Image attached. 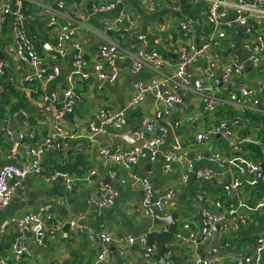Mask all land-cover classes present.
I'll use <instances>...</instances> for the list:
<instances>
[{"label": "crops", "instance_id": "crops-1", "mask_svg": "<svg viewBox=\"0 0 264 264\" xmlns=\"http://www.w3.org/2000/svg\"><path fill=\"white\" fill-rule=\"evenodd\" d=\"M57 0H27L24 2L26 10L37 11L45 4H53ZM65 7L61 10L76 17L78 14L85 16L76 30V39L82 47L83 57L89 62L83 72L88 74L87 78L76 77V96L73 98V112L58 117L57 110L51 107L49 99H41L42 91L38 82H28L22 89L21 79L29 73L30 68L17 61L14 57L11 46L4 41L0 49L5 64L6 73L0 77V167L8 164L28 163L30 158L24 151V146L19 144L16 152L13 150V142H10L5 134L8 129L12 133L35 132L33 137H25L26 143H33L40 137L46 135L54 123H60L71 133L76 131L79 136L69 142V151L66 161L61 152L51 147L45 152L43 174L55 171L54 166L66 167L75 160V155L82 154L84 166L80 168L78 174H68L73 177V187L71 191L65 189L62 177L54 181H46L44 175L28 176L24 180L23 189L17 192L11 199L8 207L0 214V222L12 215H22L28 211L40 213L41 208L48 206V215L52 216V221L60 222L63 226L66 222L73 221L78 228L71 229L65 234L63 231L56 236L45 240L44 244H38L31 232H17L7 229L0 241V257L7 264H159L157 261L148 263L143 259V250L138 244L125 245L117 243V240L125 236H136L148 234L152 231H160L164 224H155L153 217H142L136 211L141 205V192L129 184L119 185L112 181L110 184L118 190V195L114 203L108 208H98L89 198L97 196L102 187L109 183L106 169L101 165L98 147L101 146H131L122 140V130H113L106 127L105 133L97 138V143H91L87 137L86 124L92 119L95 111L101 107L121 108L129 99L132 91V84L136 80L148 82L153 80L158 74L150 68H142L138 72H133L131 60L126 58L118 64L119 76L112 83H106L96 78L93 74L94 64L102 63L97 59V49L101 43L111 41L117 42L125 51L136 53L138 50H155L163 57H169L170 63H174L176 53L170 52L167 48L166 40L169 36L181 37L177 32L178 23L186 17L201 16L204 4L201 1L189 2L179 0L178 9L171 10L167 6H161L153 12L147 11L143 0H121L114 9L105 12H93L92 4L106 3L111 0H61ZM67 11V12H66ZM127 16H131L135 22L134 29H128ZM54 21L53 26L49 22ZM117 22V30H107V26ZM15 23V22H14ZM64 17L42 15L32 21H24L20 27L25 35L32 41L36 52H41V44L45 41H53L55 32L66 28ZM234 35V46H226L217 49L219 60L226 62L234 57L242 66V75L236 78V85L247 84L253 88L258 96L259 105L257 110L264 112V91L260 88L261 74L258 67L250 64L247 60V52L240 43L245 36V29L242 26L232 25ZM200 30L196 29L192 35L182 36L183 41L193 42L199 39ZM143 35L144 41L138 40V36ZM11 49V50H10ZM47 65L58 68L55 78L48 81L43 90L44 96H49L52 91L58 94L60 90L67 86V77L73 70L74 51L69 48L64 57L49 58L42 54ZM167 68V67H166ZM164 68V70H168ZM203 63L196 62L188 70L191 80L202 77ZM91 74V75H90ZM217 74L216 79L218 78ZM215 79L216 95L218 98V110L224 115L221 118L210 114L205 118L197 119L191 123L183 122L178 126V120H184L187 116L197 115L202 111L203 100L189 93H182L181 102L175 106L168 117L160 119L156 123L154 132L159 133V125L167 129L163 137V142L158 149V156L155 162H148L141 159L135 166V170L140 175L150 178L154 195L156 198L162 196L167 190L174 189L176 198L165 204L163 216L172 212L178 213L177 227L182 222L188 221L189 227L195 237H199L198 227L200 223V211L207 209L219 211L215 207L216 201L223 204L235 202L236 199L252 205L258 199L264 198V194L255 188L245 186L240 191L229 189L230 172L227 164L219 166L209 160L210 154H221L226 157L241 155L257 161H263L256 155L253 147H261L264 138V128L259 126H249L244 118V111L227 99L223 87L218 86ZM61 99V98H59ZM157 105L152 101L151 96H146L134 109L126 111V122L130 126L129 131L143 125L151 119ZM217 110V111H218ZM226 112V113H223ZM228 119L239 120L237 132L239 137H256L260 144L243 143L242 149L238 153H233L219 136L214 135L209 140L196 143L194 135L204 130L212 122ZM257 123L264 124V119ZM175 140L180 143L179 153L191 162L194 169L207 168L218 175L210 181L196 180L189 176L187 182H181V175L185 172V162L167 160V154L171 150V145ZM96 169V175L92 176L89 183L82 179V175L89 169ZM238 213L228 214V222L233 224L238 222ZM42 218L49 224L46 213ZM50 220V221H51ZM100 230H108L114 237V241L108 244V255L106 260L98 261V255L102 249L99 242L90 240L92 233ZM264 231V210L255 212L251 220L244 226L230 232L222 234L218 232V245L212 243L208 248L201 251L202 256H211L215 249L220 250L223 257V264H235V257H245L252 254V245L258 234ZM187 235L188 232H185ZM227 243L228 245H225ZM24 248V252L19 259L14 258V248ZM121 247L124 253H120ZM190 254V247L179 246L174 256L181 255L182 251ZM249 264H254L250 262ZM261 264H264V250Z\"/></svg>", "mask_w": 264, "mask_h": 264}, {"label": "built area", "instance_id": "built-area-1", "mask_svg": "<svg viewBox=\"0 0 264 264\" xmlns=\"http://www.w3.org/2000/svg\"><path fill=\"white\" fill-rule=\"evenodd\" d=\"M27 0H0V49L7 39L11 46L14 57L18 62L30 68L28 74L22 79V89L25 83L38 82L42 91L41 99H49L51 107L57 110L58 117L73 112V98L76 96L75 87L76 77L87 78L88 74L83 72L89 64L83 57L82 47L76 39V30L80 22L85 18L83 14L73 17L71 14L63 12L61 9L65 4L61 0L55 3L45 4L39 10H26L24 2ZM121 0H111L106 3L92 4L93 12H105L114 9ZM147 11L153 12L161 6H167L171 10L178 9L179 0H143ZM189 2L201 1L204 4L202 15L186 17L177 26V32L181 37L169 36L166 40L167 48L170 52L176 53V60L170 63V58L163 57L155 50L146 51L141 48L136 53L125 51L117 42L107 41L101 43L97 49V59L102 63L94 64L93 74L97 79L112 84L119 76L118 64L126 58L131 60L133 72H138L142 68H150L158 76L153 80L144 82L136 80L132 84V91L129 99L121 108L101 107L95 111L92 119L86 124L87 137L91 143H97V138L105 133L106 127L120 131L126 126V111L134 109L146 96H151L152 101L157 105L155 111L148 121L143 125L132 128L129 133L136 140H141L140 146H99L97 151L100 155L101 165L106 169L107 177L110 182L115 181L119 185L129 184L141 192L142 202L136 211L142 217H152L150 208L156 209L162 216L165 213V204L176 198L174 189L167 190L162 196L156 198L154 188L150 178L136 172L135 166L141 159L148 162H155L158 156V149L163 142V137L167 129L159 125V133L154 129L156 123L168 117L176 105L182 100V93H189L203 100L202 111L197 115L187 116L184 120H178L175 125L183 122L191 123L197 119L205 118L204 115H213L218 109V98L216 95L215 79L219 73L221 84L226 92L230 103L238 105L243 111L245 108H257L259 99L256 91L247 84L236 85L235 80L242 75V66L232 57L226 62L219 60L217 49L226 46H234V35L232 25L236 24L245 29V36L240 45L247 52V60L250 64L258 67L261 74L260 88L264 91V0H188ZM52 15L64 17L66 28L55 32L53 41H45L41 44V52H36L32 41L25 35L20 27L24 21H32L38 16ZM128 29L135 28V22L131 16H127ZM15 22V23H14ZM54 21L49 22L53 26ZM107 30H117V22L107 26ZM196 29L200 30V37L196 41H183L182 36L192 35ZM138 40L144 41V36L139 35ZM74 51L73 70L67 77V86L60 90L58 94L52 91L49 96H44L43 90L48 81L55 78L58 68L47 65L42 54L49 58L64 57L68 49ZM11 50V49H10ZM203 63L202 77L191 80L188 70L196 62ZM167 67V68H166ZM169 69V71L164 70ZM6 64L0 59V77L5 75ZM91 75V74H90ZM61 98V99H59ZM239 120H222L209 124L204 130L194 135L196 143L209 140L214 135H219L226 143L227 147L233 152L238 153L242 149L243 143L260 144L256 137H239L237 129ZM35 132L12 133L6 129L5 134L10 142H13V150L17 151L19 144L24 146V151L30 158L28 163L14 164L8 163L0 167V214L8 207L12 197L23 189L24 180L32 175H44V156L45 152L53 147L61 152L66 161L69 151V142L78 135L76 131L69 132L60 123H54L50 131L33 143H26L25 137H33ZM171 150L167 154V160L171 162L184 161L185 172L181 175V182H187L189 176L196 180L210 181L218 175L210 169H194L191 162L184 158L180 153V143L175 140L171 145ZM209 160L224 166L227 164L230 172L229 189L240 191L245 186L258 190L259 182L256 174L261 170L259 161L241 155L226 157L219 154H210ZM97 170L92 168L82 175V179L89 183L92 176L96 175ZM46 181H54L62 177L66 190L71 191L73 187V177L68 174H60L52 171L44 175ZM219 177V176H218ZM105 184L97 196L89 198V202L98 208H108L118 195V190L111 184ZM260 187V186H259ZM261 189V188H260ZM259 192V190H258ZM215 207L219 211L202 209L200 211V223L198 227L199 237L196 238L191 232L189 222L184 221L176 227L173 232L172 240L167 244L168 249L165 257L174 256L175 250L179 246L190 247V254L182 251L181 262L179 264H223L221 255L202 256L201 251L208 248L211 244L213 227L218 224L219 232L227 234L230 229L236 230L246 225L255 212L264 210V198L258 199L250 205L241 199L235 202L223 204L216 201ZM238 213V222L233 227L228 222V214ZM47 215L49 224H46L42 214ZM49 208H41L40 213L28 211L22 215H12L0 222V241L7 229L17 232H31L38 244H44L45 240L56 236L62 231L63 225L52 221V216L48 215ZM51 220V221H50ZM71 229L78 226L69 222ZM165 227L162 229L164 230ZM160 230V231H162ZM185 232H188L186 235ZM150 233V232H149ZM147 235L125 236L117 240L123 246L138 244L143 250V259L148 263L154 262V250L147 244ZM91 242H99L102 249L98 255V261H104L108 255V244L114 241V237L108 230H100L90 235ZM225 245H228L225 243ZM264 250V231L258 234L252 245V254L245 257L234 258L235 264H261ZM24 248H14V258L19 259ZM120 253H124L121 247ZM0 264L7 262L0 257ZM138 264V263H136Z\"/></svg>", "mask_w": 264, "mask_h": 264}, {"label": "water", "instance_id": "water-1", "mask_svg": "<svg viewBox=\"0 0 264 264\" xmlns=\"http://www.w3.org/2000/svg\"><path fill=\"white\" fill-rule=\"evenodd\" d=\"M3 58L0 53V59ZM218 86H222L220 75L216 79ZM130 126L126 124L123 131L121 132L122 140L131 146H140L142 144L141 140H136L129 133ZM261 151L264 155V138L261 145ZM261 170L256 174V177L261 180L263 183V187L260 189V193L264 194V160L259 161ZM84 166V161L82 160V154L78 153L75 155V160L72 164L66 167L54 166L55 170L60 174H78L80 172V168ZM110 182V181H109ZM153 222L155 224H164L165 229L162 231H152L147 235V244L154 250L153 258L159 264H179L181 262L180 256H170L165 257L164 254L168 249L167 244L173 238V232L177 227V217L178 213L172 212L169 215L162 216L156 209L150 208ZM220 226L216 224L213 227L212 235H211V243L214 246L218 245V232ZM62 231L67 234L69 231V223L66 222L62 227ZM19 248V247H17ZM211 255H219L220 250L215 249Z\"/></svg>", "mask_w": 264, "mask_h": 264}, {"label": "trees", "instance_id": "trees-1", "mask_svg": "<svg viewBox=\"0 0 264 264\" xmlns=\"http://www.w3.org/2000/svg\"><path fill=\"white\" fill-rule=\"evenodd\" d=\"M262 108H264L262 106ZM244 118L246 119V121L249 123V126H259L261 129L264 128V124L261 125V123H257L256 120L258 119L260 122H262V119H264V112L257 110V108H245L244 110ZM242 111V112H243ZM226 113V112H223ZM215 116H217L218 118L223 117L224 115H222L221 110L216 111ZM253 150L255 151L256 155L259 156L260 158H264V155L261 151V147L255 146L253 147ZM259 182V186H261L263 183L261 182V180L258 179Z\"/></svg>", "mask_w": 264, "mask_h": 264}, {"label": "rangeland", "instance_id": "rangeland-1", "mask_svg": "<svg viewBox=\"0 0 264 264\" xmlns=\"http://www.w3.org/2000/svg\"><path fill=\"white\" fill-rule=\"evenodd\" d=\"M217 110H218V109H217ZM215 113H216V112H215ZM215 113H214V114H215ZM214 114H213V115H214ZM210 115H211V114H210ZM213 115H212V116H213ZM223 120H228V119H223ZM220 121H222V120H220ZM220 121H217V122H220Z\"/></svg>", "mask_w": 264, "mask_h": 264}]
</instances>
